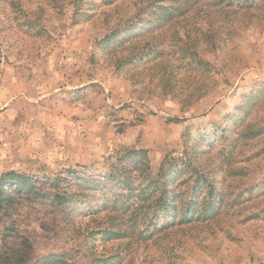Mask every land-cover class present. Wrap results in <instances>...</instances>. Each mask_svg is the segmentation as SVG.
I'll return each mask as SVG.
<instances>
[{
  "label": "rangeland",
  "instance_id": "374dc122",
  "mask_svg": "<svg viewBox=\"0 0 264 264\" xmlns=\"http://www.w3.org/2000/svg\"><path fill=\"white\" fill-rule=\"evenodd\" d=\"M8 172L0 264H264V0H0Z\"/></svg>",
  "mask_w": 264,
  "mask_h": 264
},
{
  "label": "trees",
  "instance_id": "16d2710c",
  "mask_svg": "<svg viewBox=\"0 0 264 264\" xmlns=\"http://www.w3.org/2000/svg\"><path fill=\"white\" fill-rule=\"evenodd\" d=\"M10 177H15L16 179L12 180ZM13 182L14 187H23L26 184L28 185H33L34 183L30 180L27 179L24 175H19L16 172H8L6 174H3L2 176H0V198H3V196L7 195L9 197H15L14 192L12 191V189L7 190V184H5L6 182ZM68 194L64 195L62 197V195L58 196L59 198L62 197V199H67L68 198ZM42 264V263H39Z\"/></svg>",
  "mask_w": 264,
  "mask_h": 264
}]
</instances>
